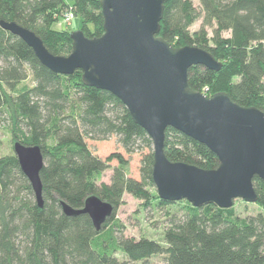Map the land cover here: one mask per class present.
<instances>
[{"label": "trees", "instance_id": "obj_1", "mask_svg": "<svg viewBox=\"0 0 264 264\" xmlns=\"http://www.w3.org/2000/svg\"><path fill=\"white\" fill-rule=\"evenodd\" d=\"M66 13L80 19L85 37L103 34L99 0H0V21L31 30L54 56L71 53L72 32L55 28ZM198 20L200 28L191 33ZM158 36L174 48L203 49L220 64L218 71L189 68L193 91L207 98L224 93L264 113V0H199V9L190 0L165 1ZM30 75L32 86L20 88ZM81 77V71H50L21 39L0 28V117L9 122L14 144L39 147L43 157L41 208L13 151L0 157V264H149L158 256L164 264H264V181L253 178L255 204L263 212L244 219L232 208L159 199L151 192V139L119 99L85 86ZM111 137L128 156L142 154L139 180L129 176L122 154L101 160L87 145ZM163 149L172 163L205 170L219 165L206 146L170 128ZM112 162L117 165L109 183L100 182ZM125 194L144 208L179 204L185 212L165 215L162 242L127 238L116 219ZM92 196L113 209L98 230L88 215L67 216L62 209L81 210Z\"/></svg>", "mask_w": 264, "mask_h": 264}, {"label": "water", "instance_id": "obj_2", "mask_svg": "<svg viewBox=\"0 0 264 264\" xmlns=\"http://www.w3.org/2000/svg\"><path fill=\"white\" fill-rule=\"evenodd\" d=\"M168 0H99L103 34L87 38L71 33V53L54 56L29 29L0 21V28L21 39L50 71L69 76L82 72V83L109 92L128 110L133 122L152 141V181L159 199L186 201L198 208L213 204L230 209L235 200L257 202L253 178L264 181V113L242 107L224 93L207 98L187 83L192 66L218 71L220 64L203 49L174 48L158 36L164 2ZM170 128L203 144L219 165L205 170L172 163L164 154L165 131ZM19 168L42 207L39 147L13 145ZM65 215L86 214L98 230L112 207L97 197L81 210L62 204Z\"/></svg>", "mask_w": 264, "mask_h": 264}, {"label": "rangeland", "instance_id": "obj_3", "mask_svg": "<svg viewBox=\"0 0 264 264\" xmlns=\"http://www.w3.org/2000/svg\"><path fill=\"white\" fill-rule=\"evenodd\" d=\"M196 9H199V0H190ZM68 4L71 0H66ZM60 18L55 26L58 30H68L70 32L79 31L81 28V21L79 18L73 17L69 18L68 24L62 23ZM201 21L198 20L194 25L191 26L190 32H195L200 28ZM65 26V27H64ZM208 37L212 36V31L207 30ZM224 37H229L228 33H224ZM32 86V77L29 78L20 85L22 87ZM9 122L4 118L0 117V157L10 154L13 151V145L11 133L9 131ZM87 145L91 152L101 160L107 158L111 153H120L125 159L128 160V174L130 177L139 180L140 179V159L142 154L137 153L128 156L123 149L117 143L115 137H111L106 141H87ZM111 169L106 171L102 177V183L108 184L112 174V168L117 165L116 162H112ZM156 191V190H155ZM154 190H151L155 194ZM157 195V193H156ZM184 205L175 204L173 206H168L163 209H159L155 206V203L148 208H144L141 201L133 199L128 194L123 196V204L119 207L116 212V219L119 225L123 227V234L127 238H132L134 240H139L142 238L153 240L157 242L163 241V230L166 227V217L167 213L181 215L185 212L183 208ZM232 212L236 217L241 219L255 216L263 212L256 204H248L241 200H235L232 206ZM118 258H121L119 255ZM149 264H164L163 258L153 257L148 261Z\"/></svg>", "mask_w": 264, "mask_h": 264}, {"label": "built area", "instance_id": "obj_4", "mask_svg": "<svg viewBox=\"0 0 264 264\" xmlns=\"http://www.w3.org/2000/svg\"><path fill=\"white\" fill-rule=\"evenodd\" d=\"M64 16H65L64 19H62V23H64V24H68V20H69V18H73V17H74V16L72 15V13H66ZM204 95H205V94H204Z\"/></svg>", "mask_w": 264, "mask_h": 264}]
</instances>
